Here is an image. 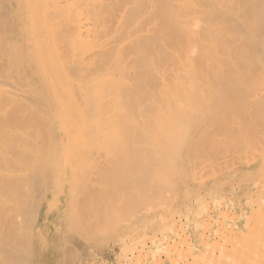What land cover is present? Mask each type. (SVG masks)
<instances>
[{
	"label": "bare ground",
	"instance_id": "1",
	"mask_svg": "<svg viewBox=\"0 0 264 264\" xmlns=\"http://www.w3.org/2000/svg\"><path fill=\"white\" fill-rule=\"evenodd\" d=\"M134 228L264 264V0H0V264H138Z\"/></svg>",
	"mask_w": 264,
	"mask_h": 264
},
{
	"label": "crops",
	"instance_id": "2",
	"mask_svg": "<svg viewBox=\"0 0 264 264\" xmlns=\"http://www.w3.org/2000/svg\"><path fill=\"white\" fill-rule=\"evenodd\" d=\"M121 246H122L121 244H117V240L113 241V238H111L109 240V242L106 241V243H104V245L99 249L100 251L99 250H90L89 248H87V246H83L82 248H80V251L82 253H84L86 256L82 260L78 259L75 262V264H135L134 260L129 259L128 261H123L122 255H121L123 253V247L121 248ZM104 248H105V250H104ZM119 250H121V251H119ZM118 254L121 255V257L119 258L120 261L117 258L119 256ZM129 256H130L129 258H133L134 256H136V252L134 253V256L131 254ZM115 260H116V262H115ZM154 261L155 260H152L150 263L148 262V264H155Z\"/></svg>",
	"mask_w": 264,
	"mask_h": 264
},
{
	"label": "rangeland",
	"instance_id": "3",
	"mask_svg": "<svg viewBox=\"0 0 264 264\" xmlns=\"http://www.w3.org/2000/svg\"><path fill=\"white\" fill-rule=\"evenodd\" d=\"M174 203L173 202H171L170 203V205H173ZM142 233H141V229L140 230H137V229H124L123 230V232H122V235H121V237L123 236L124 238L127 236V241H133V242H137V240L136 239H143V242L144 243H142V240H138L139 242H137V244H136V248L133 250L134 252H136V261L138 262V264H141L140 263V260H145V256L144 257H142L140 260L137 258V250L140 248V247H143L144 248V246L145 245H147V241H149L150 239L147 237V236H145V239H144V236L142 237V235H141ZM104 237V236H103ZM146 237H147V239H146ZM102 237H99V240H102L101 239ZM96 240H98L97 238H96ZM152 240V239H151ZM146 241V242H145ZM85 242V245L86 244H90V243H92L93 242V240H91L90 242H88V243H86V241H84ZM99 242V241H98ZM97 241H94L93 243H98ZM152 242H153V240H152ZM92 243V244H93ZM102 242L100 241L99 242V244H101ZM99 244H96L97 246H95V247H93L94 249H96V250H99L101 247H100V245ZM142 244H144V245H142ZM139 245V246H138ZM139 260V261H138ZM137 264V263H136Z\"/></svg>",
	"mask_w": 264,
	"mask_h": 264
}]
</instances>
